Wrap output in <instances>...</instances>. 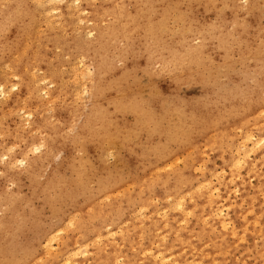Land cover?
<instances>
[{"label":"bare ground","instance_id":"6f19581e","mask_svg":"<svg viewBox=\"0 0 264 264\" xmlns=\"http://www.w3.org/2000/svg\"><path fill=\"white\" fill-rule=\"evenodd\" d=\"M52 1L58 3L51 6ZM19 2L21 9L10 14L14 5ZM233 2L234 0H146L145 5L140 6L138 0H104L100 7L95 8L93 0H0V27H5L0 37V67L4 63L9 64L12 66L11 75L27 79L20 88V93L26 94V104L39 102L41 85L46 80L53 84L55 88L48 93L47 102L53 103L54 99H60L66 114L63 123L73 127L75 111L72 109L71 99L78 96V89L82 87L78 84L73 91H69L60 71L61 63L56 66L55 62L47 61L46 51L54 48L63 55L72 53L89 59L98 58L100 51L102 54L118 39H123L127 44L140 43L145 39V33H149L154 39L157 30L166 23L169 4L176 9L183 5L184 13L180 18L190 25L191 33H202V29L195 25L193 12L207 6L219 3L227 6ZM127 4L134 5L133 12H127ZM52 10H58L59 14L57 12L55 16L49 17ZM150 10L154 16H150ZM87 14L90 16L86 19L84 17ZM54 21L59 22L57 28L53 27ZM86 22L90 23V27L83 26ZM42 24L54 32V37L43 31ZM216 27L218 26H213L209 32L219 33L220 41L215 45L219 51L228 50L230 47H227V41H222V32ZM92 32L95 33L93 41H87L83 33ZM68 34L75 36L69 39ZM202 52L204 47L201 44L188 49H169L166 53H159L158 58L163 66L184 68L194 57L200 58ZM100 59L101 56L97 59L98 69L103 67L104 61ZM34 68L41 70L42 75L33 76L31 70ZM73 69L74 72L76 67ZM103 77L96 91L101 99L85 111L82 130L78 129L81 131L78 148L95 155L102 154L103 143L107 139L130 135V130L118 124L116 119L120 113L133 112L132 107L115 99L112 87L108 85V77L106 74ZM109 106L113 112L108 110ZM114 114L116 117L113 118ZM138 116L140 128L152 122L140 111ZM181 117L180 137L173 140L177 144L175 150L165 144L163 152L148 170L149 173L142 172L123 186L117 183V187L115 182L109 181L108 185L113 182L116 187L107 188L104 187L105 182H108L107 178L101 179L100 183L95 178L96 185L100 187L104 184L102 189L97 187L101 196L91 200V195H88L91 204L88 206L89 201L88 204H83L88 207L78 216L77 223V218L72 219L76 223L72 228L79 237L62 244L57 252H52L50 245H46L43 255L30 260L29 264H83L80 257L90 250L94 255V264H246L235 258L238 247L243 248L245 257L252 254L255 259L264 262V89L260 95L252 94L222 104L208 105L200 111H191ZM154 130L165 134L157 124ZM58 139L59 128L54 127L47 138L49 148ZM71 142L73 145V141ZM175 152L181 154L180 164L176 163L178 156ZM209 152L222 158L227 167V170L223 168L219 174L222 176L219 182L223 192L228 193L231 185L242 192L240 205L230 202V196H227L228 202L224 204L229 206L235 219L236 223L232 227L229 226L230 218L224 215L217 195L213 194L214 186L206 173H200V180L196 178L195 163L202 161ZM251 153L256 154L254 162L249 161ZM49 156L48 159L51 157ZM70 169L71 173L79 167ZM85 174L82 176L85 177ZM33 178L35 181L36 177ZM249 178L256 181L251 194L248 193ZM77 180L75 181L78 182ZM96 185L95 190L93 187L90 189L96 191ZM150 206H153L152 214L147 213ZM189 217L193 221H189ZM7 223L9 222L5 221L3 226ZM71 225L65 227L68 229ZM116 232L117 239L114 238ZM123 249L128 255L123 254Z\"/></svg>","mask_w":264,"mask_h":264},{"label":"rangeland","instance_id":"374dc122","mask_svg":"<svg viewBox=\"0 0 264 264\" xmlns=\"http://www.w3.org/2000/svg\"><path fill=\"white\" fill-rule=\"evenodd\" d=\"M103 2L104 0H93V5L95 8L100 7ZM144 2L146 0H138V5L144 6ZM57 3L58 1H52L51 6ZM73 3L76 4L75 1ZM228 4L225 6L219 3L193 12L195 25L202 29V33H191L190 25L180 18L184 13L183 5L176 9L169 4L166 23L157 30L154 39L149 33H145L146 37L140 43L127 44L123 39L116 40L102 54L100 51L97 55L104 61L102 69L97 68L98 58L83 59L80 55L72 53L63 55L60 50L54 48L46 51L47 61L55 62L56 66L61 63L60 71L69 91H73L78 84L82 87L78 89V96L71 99L72 109L75 111L73 119L76 124H73V127L63 123L66 114L61 107L60 99H54L53 103L47 102L48 93L55 88L53 84L46 80V83L41 85L39 102L26 104L24 103L26 94H21L20 88L22 82L27 79L11 75V65L6 63L1 65L0 227L4 229L0 230V264H29L43 255L46 245H50L52 252H57L62 244L71 241V238H78L72 226L79 221L78 216L87 209L91 204L90 201L101 196L97 187L102 189L104 184L100 187L96 184L100 183L101 179L107 178L108 182H105L104 187H116V185L118 187L120 183V186H123L128 184L132 177L142 172L149 173L148 170L163 152L165 144L175 150L177 144L173 143V140L176 141L180 137L181 116L185 113L200 111L208 105L222 104L232 99L262 93L264 0H234L232 4ZM13 8L10 14H15L21 9L20 2ZM133 8V4L126 5L127 12H133ZM57 12L59 14L58 10H52L49 17L55 16ZM152 15L154 16V13L150 10V16ZM89 16L87 14L84 18ZM58 23L54 21L53 27L57 28ZM89 24L86 22L83 26L90 27ZM213 26H218L216 28L222 32L220 33L223 36L222 41H227V47H230L228 50H218L215 44L220 41L219 33H209ZM41 28L54 37V32L45 28L44 24ZM1 29L0 37L5 27ZM83 34L87 41H93L95 37L94 32ZM74 36L68 34L67 38L72 39ZM201 44L204 52L201 53L200 58L194 57L184 68L163 66L158 58L159 53L164 51L166 53L169 49H188ZM74 67L76 70L73 72ZM31 73L33 76L42 75V71L37 68L31 70ZM104 74L108 77V85H111L115 99L133 109V112L120 113L116 119L118 124L130 130L128 134L132 136L107 139L103 143L102 154L95 155L93 152L80 151L78 148L81 133L78 129L82 130L83 116L87 109L101 99L96 91ZM108 110L113 112L111 106ZM145 110L148 111V113L146 111L148 115ZM139 111L152 120L143 128L138 127ZM156 124L165 134H159L154 130ZM54 127L59 128V139L56 145L49 148L47 138L50 137ZM70 140L73 141V145ZM47 155L51 157L49 156L48 159ZM254 155L250 154L249 161L256 160ZM176 156H178L176 163L180 164L181 154L176 153ZM71 159L74 161L72 162ZM195 164L196 178L200 180V173H206L211 185L214 186L213 194L217 195L219 204L223 206L224 215L230 218L229 226H234L235 219L229 206L224 204L228 202L227 196H230V202L240 205L242 192L235 190L232 185L228 193H224L221 189L219 181L222 176L219 174L223 168L227 170L223 159L209 152L202 161ZM76 166L79 167L77 170L80 172L75 169L78 168ZM69 167L74 168L76 173L74 169L70 173ZM83 173H86L85 177L88 180L83 177L84 175L82 176ZM32 176L36 177L35 181ZM95 178L99 180L97 183H94ZM109 181L115 182L116 185L113 182L112 185H108ZM255 183V179L249 178V194ZM95 185L98 192L94 191ZM49 189L51 190L48 192ZM88 195H91V200ZM8 199L11 201L9 202ZM152 210L153 206H150L147 213L152 214ZM188 219L193 221L192 217ZM5 221L10 224L3 226ZM69 225H71L70 229H67ZM117 234L116 232L115 239ZM121 251L128 255L124 249ZM93 256L90 250L86 255L81 256L80 260L83 264H94ZM235 258L246 264H264L252 254L245 257L242 247H238Z\"/></svg>","mask_w":264,"mask_h":264}]
</instances>
